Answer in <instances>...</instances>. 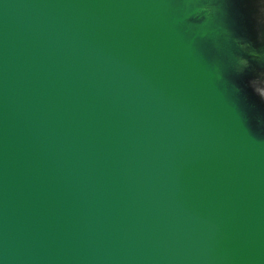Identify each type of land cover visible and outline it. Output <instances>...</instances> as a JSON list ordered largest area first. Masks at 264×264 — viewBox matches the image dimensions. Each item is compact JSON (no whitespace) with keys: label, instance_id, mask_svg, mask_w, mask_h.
<instances>
[{"label":"water","instance_id":"95a60500","mask_svg":"<svg viewBox=\"0 0 264 264\" xmlns=\"http://www.w3.org/2000/svg\"><path fill=\"white\" fill-rule=\"evenodd\" d=\"M262 72L259 0H0V264H264Z\"/></svg>","mask_w":264,"mask_h":264},{"label":"clouds","instance_id":"9594fccd","mask_svg":"<svg viewBox=\"0 0 264 264\" xmlns=\"http://www.w3.org/2000/svg\"><path fill=\"white\" fill-rule=\"evenodd\" d=\"M257 2H258V0H256V7H257ZM259 2H262V3H264V0H259ZM201 12H203V11H211V10H207V9H202V10H200ZM195 16H199V15H201L199 12L198 13H196V14H194ZM194 15H191V16H194ZM188 17H190V16H188ZM188 17L186 18V20L188 19ZM207 17V21H208V19H210V16H206ZM185 20V21H186ZM206 21V22H207ZM205 22V23H206ZM204 23V24H205ZM202 25V24H201ZM189 26H191V25H189ZM242 47H244V48H247V47H249L247 44H243V45H241ZM253 55H255V53H252ZM237 63H238V65L241 67V68H246V67H248V61L247 60H245V59H243V58H238L237 59ZM260 76H264V72H262L261 74H260ZM255 80V79H254ZM253 81V80H252ZM252 81L250 82V85H251V83H252ZM256 94H257V92L256 91H254ZM261 99H264V94H257Z\"/></svg>","mask_w":264,"mask_h":264},{"label":"snow or ice","instance_id":"6c2138e0","mask_svg":"<svg viewBox=\"0 0 264 264\" xmlns=\"http://www.w3.org/2000/svg\"><path fill=\"white\" fill-rule=\"evenodd\" d=\"M261 81H264V76H259L258 78L253 80L250 85L252 89L257 92V94H264V86H257Z\"/></svg>","mask_w":264,"mask_h":264}]
</instances>
